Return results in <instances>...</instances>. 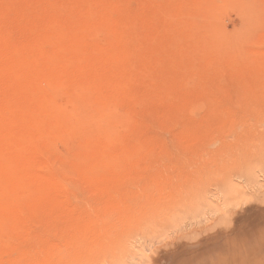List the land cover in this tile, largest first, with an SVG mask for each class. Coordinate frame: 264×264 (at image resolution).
<instances>
[{
    "label": "rangeland",
    "instance_id": "obj_1",
    "mask_svg": "<svg viewBox=\"0 0 264 264\" xmlns=\"http://www.w3.org/2000/svg\"><path fill=\"white\" fill-rule=\"evenodd\" d=\"M0 264H264V0H0Z\"/></svg>",
    "mask_w": 264,
    "mask_h": 264
},
{
    "label": "bare ground",
    "instance_id": "obj_2",
    "mask_svg": "<svg viewBox=\"0 0 264 264\" xmlns=\"http://www.w3.org/2000/svg\"><path fill=\"white\" fill-rule=\"evenodd\" d=\"M257 190L259 191V187H258ZM141 209H142V208H141ZM113 212H114V214H118V213H116V211H113ZM113 212H112V213H113ZM117 212H118V211H117ZM138 212H139V211H138ZM121 213H122V212H121ZM119 214H120V213H119ZM124 215H125V214H124ZM121 216H122V215H118V219H119V221H120V219H121V221H120L121 224H120V222H119V225H120V226L122 225L123 221H125V220H124L125 218L122 220ZM131 216H132V215H131ZM141 216L144 217V215H141ZM122 217H124V216H122ZM134 218H135V217H134ZM148 218H149V217H148ZM126 219H127V217H126ZM131 219H132V218H131ZM144 219H145V218H144ZM146 219H147V218H146ZM151 219H152V218H151ZM127 221H128V220H127ZM144 221L146 222V220H144ZM144 221H143V222H144ZM167 221H168V219H167ZM132 222L134 223V220H132ZM113 223H114V222H113ZM115 223H116V220H115ZM124 223H125V222H124ZM136 223H138V222H135V225H136ZM152 223H153V222H152ZM127 224H128V223H127ZM131 224H132V223H131ZM138 224H139V223H138ZM113 225H114V224H113ZM140 225H141V224H140ZM153 225H154V223H153ZM132 226H133V225H132ZM126 227H127V226H126ZM133 227H134V226H133ZM121 228H122V230H124L123 227H121ZM140 228H142V227H140ZM91 229H92V228H91ZM127 230H128V229H127ZM83 231H84V230H83ZM88 231H89V232H88V234H89V237H88L89 240H88V242H89V241H90V235H91V230H90V228H89ZM94 231H95V230H94ZM94 231H92V233H93ZM96 231H97V230H96ZM119 231H120V229H119ZM124 231H125V230H124ZM124 231H123V232H124ZM140 231H141V230H140ZM86 232H87V231L85 230L84 234L82 235V236L84 237V239L82 238V236H81V238H80V234H82V233L79 232V233H80V234H79L80 241H79V238H78V232H77L76 235H75L76 238H77V241H79V242H82V241H84V240L86 241V239H87V236L85 237V233H86ZM109 232H111V231H109ZM117 233H119V232H117ZM120 233H121V231H120ZM124 233H126V232H124ZM145 233H146V232H145ZM88 234H87V235H88ZM93 234H95V232H94ZM93 234H92V235H93ZM134 234H135V233H134ZM146 234H147V233H146ZM115 235H116V234H115ZM120 235H122V234H120ZM96 237H98V236L95 235V236H94V239H95ZM99 237H100V236H99ZM99 237H98V239H96L95 241H94L93 238L91 237V241H93V244H91L92 242H91V243L89 242L90 244H89V243L86 244L85 242H83V243H85V244H84L85 246L82 247V248L80 247V248H81V249H83V248L85 249L84 252L86 253L87 256H88V255H89L90 257H93V255L96 256L95 254H96L97 252H99V251H100L101 253H102V251H103V253H104V251H106V252H107V251H108V252H109V251L112 252L113 248H111L112 250H106V249L108 248V246L106 247V246L104 245V244H106L105 241H104V242H103V241L101 242L100 240L102 239V237H100L101 239H100ZM85 238H86V239H85ZM103 238H104V237H103ZM81 240H82V241H81ZM83 243L81 244L82 246H83ZM118 243H119V242H118ZM120 243H121V241H120ZM77 245H79L78 242H77ZM117 246H118V245H117ZM121 246H122V243H121ZM111 247H112V246H111ZM78 249H79V247H78ZM109 249H110V248H109ZM116 249H117V247H116ZM62 250H63V249H62ZM113 251H114V250H113ZM115 251H116V250H115ZM115 251H114V252H115ZM108 252H107V255H110V254H109L110 252H109V253H108ZM85 253H84V254H85ZM103 253H102V256L99 255L100 257H99L98 259H101L102 257L105 256V253H104V256H103ZM113 255H114V254L111 253L110 258H111V256H112V259L114 260V256H115V255H114V256H113ZM83 256H84V255H83ZM95 258H96V257H95ZM108 258H109V257H108ZM96 259H97V258H96ZM96 259H95V260H96ZM98 259H97V260H98ZM91 260H92V258H91ZM101 260H102V259H101ZM113 260H112V261H113ZM106 261H107V260H106ZM108 261H109V260H108ZM112 261H111V262H112ZM88 262H89V261H88ZM92 263H93V262H92Z\"/></svg>",
    "mask_w": 264,
    "mask_h": 264
}]
</instances>
